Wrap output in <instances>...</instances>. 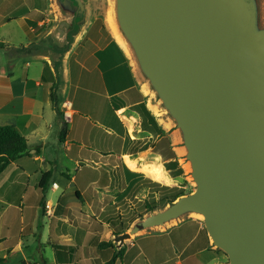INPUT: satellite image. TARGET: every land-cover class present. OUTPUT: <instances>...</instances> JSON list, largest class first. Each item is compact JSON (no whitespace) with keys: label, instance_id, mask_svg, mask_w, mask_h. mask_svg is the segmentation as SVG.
I'll return each instance as SVG.
<instances>
[{"label":"crops","instance_id":"0c3cea01","mask_svg":"<svg viewBox=\"0 0 264 264\" xmlns=\"http://www.w3.org/2000/svg\"><path fill=\"white\" fill-rule=\"evenodd\" d=\"M52 3L0 0V42L6 45L0 49V126H14L33 148L0 175L1 263L38 264L42 257L46 264H105L121 251L114 264H219L220 249L212 245L203 221L191 218L195 215L166 226L170 229L162 233L147 231L116 243L114 236L120 233L110 229L105 205L87 196L91 184L92 196L99 197L108 188L111 173L104 170L98 182L84 176L80 182L78 173H69V167H78L80 161L110 169L119 160L124 171L138 173H144L143 165L152 155L163 162L151 146L136 151L126 148L129 140L137 138L135 128L133 133L130 129L134 116L129 115L128 123L118 113L140 104L144 96L129 83L114 86L111 61L99 58L90 40L82 42L85 33L80 32L62 55L61 50L34 46L52 33L46 27ZM30 46L29 51L21 50ZM133 88L142 100L123 97L125 90ZM95 95L103 98L99 107ZM130 157L138 159L136 167L129 164ZM47 171L52 178L43 198L38 185ZM171 178V185H177L178 180ZM17 195L20 205L30 211L29 222L25 224L23 218L18 234L5 219L11 208H17ZM93 220L101 223V229L93 228ZM27 229L32 241L23 236ZM145 236L153 240L142 242ZM104 241L114 245L100 247Z\"/></svg>","mask_w":264,"mask_h":264},{"label":"water","instance_id":"95a60500","mask_svg":"<svg viewBox=\"0 0 264 264\" xmlns=\"http://www.w3.org/2000/svg\"><path fill=\"white\" fill-rule=\"evenodd\" d=\"M52 1L62 55L86 9L83 0ZM263 11L264 0H114L118 31L179 134L194 184L116 243L200 214L225 264H264Z\"/></svg>","mask_w":264,"mask_h":264},{"label":"rangeland","instance_id":"374dc122","mask_svg":"<svg viewBox=\"0 0 264 264\" xmlns=\"http://www.w3.org/2000/svg\"><path fill=\"white\" fill-rule=\"evenodd\" d=\"M83 3L86 9V21L80 30L81 33H85L82 42L90 40L94 45V49L97 50V56L99 53L103 52L105 54L104 56H107L105 60L108 61L109 59L111 61V64H107L111 65L109 73L113 81L115 80L114 82H116L114 84L115 87H121L129 83L137 87L144 96V100L140 104L125 108L124 112L118 113L128 123L129 115L134 116L130 129L133 133L135 128L137 138L129 140V144L126 148L130 151L142 150L152 146L154 143L158 142V140L165 137L159 142L160 149L168 155L167 145L165 144V142L168 141L169 147L175 154L173 159L167 161L162 160L164 166L157 155H152L146 160V164L143 165L144 173L124 171L119 160L114 161L113 164L114 166H118H112L110 169L101 164L98 167L97 165L99 164L97 163L96 165L92 161H80L78 167H69V173L71 175L78 173V181L80 182L82 176L85 177V180L93 178L98 182L102 179L101 173H103L104 170H108L111 173V179H109L106 184L108 188L102 190V192L98 194L99 197L95 198L92 196L94 185L91 184L88 185L89 191L87 192V196L93 197L96 204L103 202L105 205V210L103 212L105 214V219L109 223L110 229L117 234L127 231L135 220L152 212L147 211V205L152 204L155 207L153 211L165 208L169 204L165 203V197L170 192L169 188L182 187L189 193L194 190V184L189 175V164L185 159L184 150L177 130L173 123L165 116L163 110L157 105L152 93L139 76L131 56L124 51L114 38L109 23V16L110 13H112L114 0H83ZM47 18H49L46 26L47 30L48 32H53L60 21L54 2L50 6V12ZM56 35L50 34L49 38L52 41L51 43H59V41H61ZM112 43H115L117 48L112 45ZM117 49L121 51L124 57L121 56ZM109 55H111V58H109ZM95 97L96 100H94V102H96L99 107L103 98L99 97V95H95ZM153 107L156 108L157 112L153 110ZM92 119L94 121L95 116L92 115ZM128 162L132 167H136L138 159L130 157ZM168 164L171 169L167 168L166 165ZM179 169H181L182 174L177 179V185L172 186L171 184H173L174 181L170 175H172V173H179ZM182 179L187 182H183ZM71 188H73V186H71ZM70 195L68 193L66 194V196ZM17 198L18 199L14 201L17 208H11L5 217L9 229L16 234H18V231L23 226V218H25V224L29 222L30 212L20 205V195H17ZM27 202L28 201H24L26 205ZM194 215L195 217L191 218L202 221L196 214ZM5 221L1 222V224L6 223ZM35 224L36 223L33 222L32 226H35ZM168 229H170V227L149 230V232L151 234H159ZM23 236L24 238H29V241H32L28 229L23 233ZM146 237L149 236L143 237L142 242H151L153 240L152 238ZM29 246L31 249L32 244ZM218 254L221 255L219 264L228 262L227 255L224 252L219 250ZM0 264L2 263L0 262ZM8 264L13 263L11 262Z\"/></svg>","mask_w":264,"mask_h":264},{"label":"trees","instance_id":"16d2710c","mask_svg":"<svg viewBox=\"0 0 264 264\" xmlns=\"http://www.w3.org/2000/svg\"><path fill=\"white\" fill-rule=\"evenodd\" d=\"M51 42H52L51 39L48 37V38L42 40L38 45H34V46L35 47L36 46H40V47L42 46V47H45V48L47 47V48H51V49L53 48L56 51L61 50V49H58L57 46L52 45ZM112 45H114L116 47L115 43H112ZM5 48H6V45L3 42H0V49H5ZM30 49H31V46L30 47H23L21 50L29 51ZM104 55L105 54L102 52V53H99L98 56H99V58L103 59L105 57ZM109 58H111V55H109ZM101 68L104 69L103 65H101ZM123 97L126 100L128 97L129 100H133L134 102L137 100H142V98H143L142 95L134 88L125 90ZM64 132H65V128L62 129V133H64ZM163 138H165V137H163ZM163 138L158 140V142L154 143L151 146V149L153 152L160 154L163 161H167V160L173 159L175 157V154L172 151V149L169 147L168 141L165 142V144L167 145L168 155H166V153H164L160 149L159 142L161 140H163ZM32 150H33V148L28 145L27 139L24 136H22L16 130V128L14 126H12V125L0 126V175L12 162L18 160L21 157L30 155ZM166 166L168 169H171V167H169V164ZM181 174H182L181 169H179V173H172L171 176L175 179H178L181 176ZM51 178H52V172L51 171H47V172H44L42 174V177H41V180H40L38 186L41 190L43 198L45 197V195L47 193L49 181L51 180ZM182 181L187 182L184 179H182ZM169 190H170V192L165 197V199H166L165 203L166 204L175 201L178 197L187 193V191H185V189H183L182 187H172V188H169ZM42 203H43V200H42ZM146 208H147L148 212L155 210V207L152 204L147 205ZM93 223L95 226L93 228H95L96 230L101 229V223H99L96 220H93ZM85 227H88V226H85ZM113 245H114V243L112 241H109V242L104 241V242H101L99 244L100 247H102V246H113ZM119 255H121V251L114 253L112 258L109 259L108 261H106L105 264H114ZM0 262H1V259H0ZM38 264H46V262L44 261V259L42 257H40Z\"/></svg>","mask_w":264,"mask_h":264},{"label":"bare ground","instance_id":"6f19581e","mask_svg":"<svg viewBox=\"0 0 264 264\" xmlns=\"http://www.w3.org/2000/svg\"><path fill=\"white\" fill-rule=\"evenodd\" d=\"M109 23H110V26H111V30H112V33L114 35V38L116 39V41L119 43V45H121V47L127 52L129 53V49L126 45V43L124 42V40L122 39L121 35H120V32L118 31V28L115 24V21H114V18H113V15L112 13H110V16H109ZM130 54V53H129ZM153 110H156L155 107H153ZM154 113V112H153ZM158 114V113H156ZM199 218H203L200 214H196Z\"/></svg>","mask_w":264,"mask_h":264},{"label":"flooded vegetation","instance_id":"af4514ba","mask_svg":"<svg viewBox=\"0 0 264 264\" xmlns=\"http://www.w3.org/2000/svg\"><path fill=\"white\" fill-rule=\"evenodd\" d=\"M77 20H78V19H76V20L74 21V24H73V27L71 28V30H74V29H75V24H76Z\"/></svg>","mask_w":264,"mask_h":264}]
</instances>
